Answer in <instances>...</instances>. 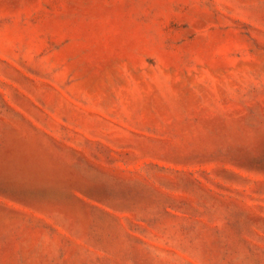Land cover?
I'll return each instance as SVG.
<instances>
[{
  "label": "rangeland",
  "instance_id": "374dc122",
  "mask_svg": "<svg viewBox=\"0 0 264 264\" xmlns=\"http://www.w3.org/2000/svg\"><path fill=\"white\" fill-rule=\"evenodd\" d=\"M0 264H264V0H0Z\"/></svg>",
  "mask_w": 264,
  "mask_h": 264
},
{
  "label": "bare ground",
  "instance_id": "6f19581e",
  "mask_svg": "<svg viewBox=\"0 0 264 264\" xmlns=\"http://www.w3.org/2000/svg\"><path fill=\"white\" fill-rule=\"evenodd\" d=\"M34 160V159H33ZM22 161V160H21ZM29 161V160H28ZM23 162V165H24V161H22ZM27 162V161H26ZM28 163V162H27ZM30 163V162H29ZM39 164V163H38ZM37 164V165H38ZM43 165V164H42ZM40 166V165H39ZM27 167V166H26ZM29 167H31V166H29ZM40 168H41V166H40ZM36 169V168H35ZM26 170H28L27 168H26ZM30 170H33V169H30ZM40 170H42V169H38L36 172H38V171H40ZM35 171V170H34ZM50 171L51 170H49V173H50ZM54 171V170H53ZM21 172V171H20ZM27 172H29V170L27 171ZM55 172V171H54ZM22 173V172H21ZM58 173V172H57ZM14 174V173H13ZM39 174V173H38ZM54 174V173H53ZM52 174V175H53ZM32 175V174H31ZM27 176V175H26ZM39 176V175H38ZM51 176V175H50ZM15 177V176H14ZM22 177V176H21ZM36 177H37V175H36ZM51 177H53V176H51ZM28 180V179H27Z\"/></svg>",
  "mask_w": 264,
  "mask_h": 264
}]
</instances>
